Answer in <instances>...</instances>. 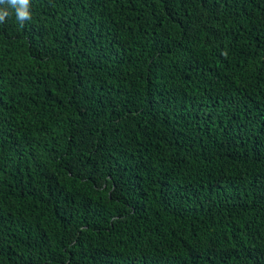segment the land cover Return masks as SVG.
I'll return each mask as SVG.
<instances>
[{"label": "trees", "instance_id": "obj_1", "mask_svg": "<svg viewBox=\"0 0 264 264\" xmlns=\"http://www.w3.org/2000/svg\"><path fill=\"white\" fill-rule=\"evenodd\" d=\"M0 8V264H264V0Z\"/></svg>", "mask_w": 264, "mask_h": 264}, {"label": "clouds", "instance_id": "obj_2", "mask_svg": "<svg viewBox=\"0 0 264 264\" xmlns=\"http://www.w3.org/2000/svg\"><path fill=\"white\" fill-rule=\"evenodd\" d=\"M7 4L15 9V15L17 20L23 24L25 20L31 18L29 12L30 0H0V5ZM9 16V12L0 8V23L5 21V18Z\"/></svg>", "mask_w": 264, "mask_h": 264}]
</instances>
